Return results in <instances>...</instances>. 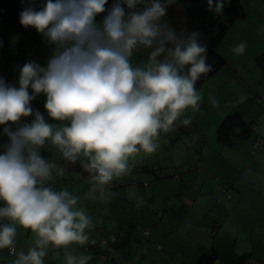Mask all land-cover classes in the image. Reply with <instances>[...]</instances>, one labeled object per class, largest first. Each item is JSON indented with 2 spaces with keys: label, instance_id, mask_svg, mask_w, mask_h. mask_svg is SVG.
I'll list each match as a JSON object with an SVG mask.
<instances>
[{
  "label": "clouds",
  "instance_id": "obj_1",
  "mask_svg": "<svg viewBox=\"0 0 264 264\" xmlns=\"http://www.w3.org/2000/svg\"><path fill=\"white\" fill-rule=\"evenodd\" d=\"M107 3L44 0L39 10L30 6L20 13L21 26L35 29L52 54L43 66L25 63L18 87L0 77V125L7 137L0 144V221H6L0 223V250L15 256L12 264H45L50 253H62L64 264L92 260L74 246L96 243L88 235L93 217L67 190L50 186L65 168L40 149L49 145L64 162L78 163L88 175L89 194L107 202L130 159L154 153L161 132L188 109L193 115L200 111L196 84L212 71L201 33L178 32L159 3L138 8L140 0H113L106 8ZM222 9L217 4L215 11L221 15ZM244 50V43L233 49ZM134 54L146 60L134 65ZM40 95L56 124L31 107ZM211 104L218 107L214 97ZM29 116L30 123L22 122ZM136 203L142 206L143 198ZM18 229L34 236L26 251L17 252Z\"/></svg>",
  "mask_w": 264,
  "mask_h": 264
},
{
  "label": "crops",
  "instance_id": "obj_2",
  "mask_svg": "<svg viewBox=\"0 0 264 264\" xmlns=\"http://www.w3.org/2000/svg\"><path fill=\"white\" fill-rule=\"evenodd\" d=\"M150 2L160 4L159 0ZM2 24L0 21L1 28ZM261 27L259 23L249 34L248 22H240L238 30L227 32L220 46L228 44L234 49L244 43V52L220 53L226 63L206 77L197 90L204 98L199 101L200 111L195 117L191 115V125L184 127L181 123L191 113L188 109L168 132H161L154 153L141 152L130 159L128 171L113 181V195L107 202L89 194L88 175L78 163L64 162L49 145L40 149L43 157L55 159L65 168V175L54 176L50 186L56 191L67 190L93 217L95 228L88 232L89 237L99 240L121 232L107 259L101 257L105 249L100 244L86 250L74 246L92 257L89 264H194L197 256L211 249L217 255L213 264H264V144L253 154V133L248 139H236L231 146L222 145L215 133L223 116L239 111L264 137V69L256 61L264 52ZM5 30L10 34L0 37V77L18 87L23 65L30 61L45 65L50 54L45 48L49 47L31 46ZM236 33L244 38H235ZM39 97L33 109L56 124L44 111L46 98ZM212 97L218 107L212 106ZM32 119L29 116L22 122ZM2 133L0 125V144L7 142ZM72 171L76 175H71ZM226 187L229 197L223 194ZM137 197L143 198L142 206H137ZM141 228L149 230L147 238ZM33 243L30 232L18 229L17 252L26 251ZM242 256L250 258L243 263ZM14 259L7 249L0 250V262L12 264ZM45 264H64L62 253H50Z\"/></svg>",
  "mask_w": 264,
  "mask_h": 264
},
{
  "label": "trees",
  "instance_id": "obj_3",
  "mask_svg": "<svg viewBox=\"0 0 264 264\" xmlns=\"http://www.w3.org/2000/svg\"><path fill=\"white\" fill-rule=\"evenodd\" d=\"M180 7L183 24L186 28L185 35L192 31L201 33L200 43L207 47V63L212 65V71L202 76L196 84L198 90L206 77L215 74L226 63L224 56L218 52L227 32L233 27L236 21L245 18V12L241 0H175ZM123 3V0H120ZM44 0H0V21L7 25V29L20 38L27 40L29 44L52 48L47 45L42 36L38 35L33 28H24L20 24V13L28 8L34 7L37 10L42 6ZM113 0H108L106 8L110 7ZM217 4H222V14L218 15L215 11ZM162 5V4H161ZM151 6L150 0H140L138 8ZM163 6V5H162ZM103 14L97 16V21H101ZM256 61L264 69V52L257 56ZM39 96L31 102L34 107ZM4 127V126H3ZM216 139L226 146H231L236 139H248L253 133L250 141L251 152L256 154L264 144V137L256 130V124L247 122L239 111H233L223 116L215 129ZM259 138L260 144L253 146L254 141ZM223 194L227 197L231 195L227 187ZM219 201V200H218ZM145 228H141V231ZM119 231V230H118ZM149 231V230H148ZM108 236V235H107ZM91 239V238H90ZM100 239L95 240L100 244ZM156 243V247H157ZM160 245V244H159ZM161 249V245L160 248ZM8 251V250H7ZM217 255L214 249L208 253H202L197 256L194 264H213ZM243 263L250 258L242 256Z\"/></svg>",
  "mask_w": 264,
  "mask_h": 264
},
{
  "label": "rangeland",
  "instance_id": "obj_4",
  "mask_svg": "<svg viewBox=\"0 0 264 264\" xmlns=\"http://www.w3.org/2000/svg\"><path fill=\"white\" fill-rule=\"evenodd\" d=\"M159 2L166 9V16L164 17V19L178 32L185 33L186 28L183 24L181 10H180V7L177 4V2L175 0H159ZM241 2H242L244 12H245V18H244V20L241 19V20L236 21V23L233 25V27L230 29V31L231 30H234V31L238 30L240 28V22H248V24H249L248 33L251 34L252 32L255 31L256 26L259 23H261L263 28L261 27L260 32H261V34H264V0H241ZM5 29H7V25L5 23H3L2 28L0 27V37H6V38L9 37L10 33L7 32ZM237 34L238 33H236V35H234L235 38H237V39L244 38V36L237 35ZM45 50L50 52V54H49V57H50V55L52 54V48H45ZM227 51H233V47L228 45V44H223L218 48V52H220V53H226ZM132 60H133L134 65L141 63V62L146 60V55L134 54ZM203 98H204V95L201 96L200 100L202 101ZM39 99H40V97H39ZM39 99L36 101V103L39 101ZM207 100H208V98H207ZM207 100H206V102H207ZM189 110L191 113L188 115V117L191 115H192V117H195L196 114L193 115L192 110L191 109H189ZM189 125H191V124H189ZM189 125H184V127H189ZM72 174L76 175V173L74 171L71 172V175ZM89 247H94V246L85 245L84 249L86 250ZM111 248H112V246H111ZM0 264H4V263L0 262Z\"/></svg>",
  "mask_w": 264,
  "mask_h": 264
},
{
  "label": "built area",
  "instance_id": "obj_5",
  "mask_svg": "<svg viewBox=\"0 0 264 264\" xmlns=\"http://www.w3.org/2000/svg\"><path fill=\"white\" fill-rule=\"evenodd\" d=\"M259 144H260V141H259V138H257L254 141L253 146L257 147ZM148 183L149 182H144L143 185H148ZM141 232L146 238L148 237V235H149L148 229H143ZM120 235H121L120 231H115V232L111 233L110 235H108L107 237H101L100 243L105 249L104 253L101 255L102 259H107V254L111 250V245L120 241ZM94 245H97V243H95ZM94 245L90 244L88 246H94ZM157 248H160L159 244H157Z\"/></svg>",
  "mask_w": 264,
  "mask_h": 264
}]
</instances>
